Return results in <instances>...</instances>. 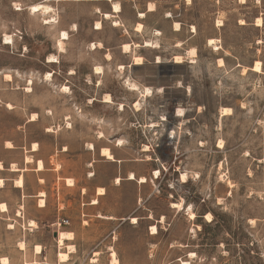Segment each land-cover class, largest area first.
<instances>
[{"label": "rangeland", "instance_id": "obj_1", "mask_svg": "<svg viewBox=\"0 0 264 264\" xmlns=\"http://www.w3.org/2000/svg\"><path fill=\"white\" fill-rule=\"evenodd\" d=\"M42 1L0 0V160L22 167V156L39 141L36 154L47 169H55L40 190L49 204L38 228H22L32 209L0 214V257L9 264H60L57 233L69 219L60 211L64 181L57 176L83 178L93 172L105 180L116 171L99 156L100 148H108L146 176L136 214L146 219L137 228L124 222L113 243L105 238L109 224L94 221L89 245L71 262L110 264L114 252L118 264H264V0H47L49 24L47 15L28 10ZM111 1L121 12L103 19L102 13H111ZM149 3L154 10L146 12ZM139 12L145 17L138 18ZM113 20L120 25L113 26ZM96 21L100 30L94 29ZM174 22L179 31L172 30ZM138 23L142 27L135 31ZM62 30L69 38L59 52ZM5 35L12 36L11 44H4ZM208 39H216L215 47ZM145 40L159 48L143 46ZM91 43L101 46L91 50ZM192 48L195 55L188 53ZM50 54L58 62L48 63ZM135 56L141 64H132ZM175 56L182 62L173 63ZM255 61L262 63L261 72L251 70ZM95 66L102 72L94 74ZM47 72L51 82L43 80ZM29 78L31 92L24 89ZM132 83L152 93L132 91ZM63 86L66 92L59 90ZM222 107L231 114L221 116ZM178 109L181 116L175 117ZM32 113L35 121L29 120ZM6 141L16 148L5 149ZM92 158L98 160L94 167L88 165ZM181 173L186 183L179 181ZM34 188L30 179L29 190ZM6 191L0 196L12 199ZM125 191L135 192L130 186ZM180 201L191 205L193 216L170 207ZM147 225H155L157 234H149ZM25 240L27 254L33 243L43 255L24 256L18 244ZM89 248L95 261L81 262Z\"/></svg>", "mask_w": 264, "mask_h": 264}, {"label": "crops", "instance_id": "obj_2", "mask_svg": "<svg viewBox=\"0 0 264 264\" xmlns=\"http://www.w3.org/2000/svg\"><path fill=\"white\" fill-rule=\"evenodd\" d=\"M33 143L37 144V149L33 151L31 147L29 150L31 154L22 156V167H16L15 170H11V165H18L17 161H11L6 164L4 161L0 160L2 165V168H0V179L3 180V185L0 187V190L6 189L8 195L12 197V199L9 200L8 198H2L0 196V205L5 204L7 208L6 211L0 210V214H5V212L8 213L9 211L13 212L21 210L24 211L22 212L23 215L25 211L27 213L28 210L32 209L34 214L25 218L24 226L22 223V228H25V230H29L30 232L31 226H29V221H34L38 225V220L40 219L39 215H41L48 207L49 203L48 201H45L44 195H40V190L43 188V184L45 183L50 171L55 170L47 169L44 164V158L39 157V155L36 154V152L39 151L38 148L40 142L34 141L31 143V146ZM4 148L11 150L15 149L16 146L12 145V147H6L4 145ZM19 148L21 147L19 146ZM87 150L89 151L90 149L87 148ZM110 152L114 158L113 160L107 159L101 155L99 151V156L105 158L102 159V162H108L110 164L116 165V171L110 176H107L105 180L97 178L96 174L93 172L85 173L83 178H78L76 176H73L72 178L57 176V179L64 181V183L60 182V204L62 205L60 211L63 217L69 219L68 225H65L62 228V231L72 234L71 238L63 239V243L60 246V250H63L61 253H65L67 251V246L69 245L74 247V252L68 253V260L66 262H60V264H75V262H71L73 261V258L78 255L79 251H82L83 253L85 252L83 250L86 248V245H89L87 240L91 239V230L94 226V221L101 219L105 220L109 224L110 229L108 230L105 238L112 239L113 243L118 227H120V225H122L124 222L129 221L133 227L137 228L140 221L144 220V218L146 219V217L136 215L140 209L139 201L141 202L142 199L141 189L145 184H147L146 176H144L143 173L139 172L134 167L129 168L126 156L119 154L116 155L112 149H110ZM27 156L32 159V161L29 163L25 162V157ZM38 160H40L43 164V168L41 170H37L36 167ZM92 161L94 164L89 162L88 165L94 167L98 160L92 158ZM29 164L31 165L30 167L27 166ZM90 173L92 174L90 175ZM129 173H133L135 178L129 179ZM19 177L22 178V186L20 187L15 185V180H17ZM140 177H144L146 181L142 183L139 182ZM30 179H32L33 185L36 187L31 190H29ZM67 179H73V183L66 184L65 181ZM116 179H118L117 182ZM8 181L10 184L7 183ZM129 186L135 190L133 195H129L125 191ZM98 189H102V192H98ZM152 192L153 190H150L147 196L149 197ZM40 198L44 200V206L42 207L38 205ZM132 217L136 218V223H132L130 221ZM37 225L36 228H38ZM150 226L151 225H147V232L149 234ZM23 243L25 246L27 245L26 240ZM34 248L35 244L32 243L30 255L27 254L25 249H18L19 251H24V256L27 254L31 258L38 257V255H43V250H41L40 253H35ZM87 251L89 252V255L87 258L82 257L81 262L91 260V255L94 253V251L92 248H89ZM58 254L59 252L57 253V256ZM32 263L33 262H26V264Z\"/></svg>", "mask_w": 264, "mask_h": 264}, {"label": "bare ground", "instance_id": "obj_3", "mask_svg": "<svg viewBox=\"0 0 264 264\" xmlns=\"http://www.w3.org/2000/svg\"><path fill=\"white\" fill-rule=\"evenodd\" d=\"M239 1L243 3L245 0H239ZM45 2H47V0H43L41 3H36V4H32V5L28 6L29 12L30 13H33V14L38 13L40 15H47L51 11V8L48 5H46ZM153 10H154V5L152 3H149L148 6H147L146 12H151ZM120 12H121L120 4L118 2H116V1H111V13H102V17H103V19H109V18H111L113 16V14L116 15V14H118ZM144 17H145V13L144 12H139L138 13V18H144ZM51 19H53V17L47 15V17L44 18V20H45L44 23L45 24H47V23L49 24V22L51 21ZM239 23L242 24L243 21L240 20ZM260 23H261V19L259 17L256 18L254 24L256 26H259ZM94 25H95V27H94L95 30H100L101 29V23H100V21H96ZM112 25L113 26H119L120 23L117 20H113L112 21ZM221 25H222V22L220 20H217L216 26H221ZM141 27H142V25L138 23L136 25L135 31H139V29H141ZM172 30L173 31H179L180 30V25H179L178 22H174L173 23ZM157 35H158V32H157ZM68 38H69V35H68V32L67 31H65V30L59 31L58 38L56 40V46H57V49H58L59 52L63 51V42L66 41V40H68ZM12 42H13V39H12V36L11 35H5L4 36V44L8 45V44H11ZM208 44H212L215 47V45H216V39H208ZM178 45H179V43L176 44V46H178ZM99 46H101L100 43H91L89 45V47H90L91 50H95ZM143 46H145V47L146 46L147 47H151L153 49L159 48L157 42H155V41L153 42V41H150V40H145L143 42ZM122 52L123 53L129 52V46L126 45V44L122 45ZM188 53H190L192 55H195V49L192 48L190 51H188ZM110 58H111L110 54L109 53H106L105 54V59L109 60ZM173 59H174L173 63H181L182 62V57L181 56H175ZM46 61L48 63H56V62H58V59H57V56L50 54V55H48L46 57ZM192 61L193 60H190V62H192ZM141 63H142L141 56H135L132 59V64H134V65H138V64H141ZM218 63L221 64L222 63V60L221 59H218ZM122 68H123V66L122 65H119V68L118 69H122ZM251 70L254 71V72H261V62L260 61H255L253 63V65H252V67H251ZM101 72H102V67H100V66H95L94 67V69H93V73L94 74H99ZM52 76L53 75H52L51 72H47L44 75L43 80L44 81L51 82L52 81ZM3 78L5 80H7V81L11 80V76L8 73H4L3 74ZM31 84H32V78H29L28 79V84L24 88L25 91L31 92ZM128 85L130 86L129 87L130 90L137 91L141 95H144V94H148L149 95L150 93H152V90H151L150 87H143L142 89H140L137 86V84H135V83L128 84ZM60 89H61L62 92H66L68 90V88L65 87V86H63L62 88L59 87V90ZM160 90H161V88H158L157 89L158 92ZM105 98L107 99L105 101H108L109 100V97L108 96H106ZM135 105L138 107L139 104L138 103H135ZM11 107L12 106L10 104H7V108L10 109ZM178 112H180L179 109L176 111V114L174 115L175 117L181 116V115H179L180 113H178ZM231 112H232L231 108L222 107L221 110H220V115L221 116L229 115V114H231ZM36 117H37V115L35 113H32L30 115V117H29V120L30 121H35ZM98 137H102V134L100 132H99V136ZM168 139H170V137H168ZM121 141L120 140H115V145L120 146L121 143H122ZM221 143H222V141H219V146L221 145ZM5 146L6 147H12V144H11V142H5ZM87 148L90 149V150H93L94 149V146L91 143H88L87 144ZM143 148H144L143 149L144 151L148 149L147 146H143ZM36 149H37V144L36 143H33L32 150L35 151ZM100 153H101V155H103L104 157H106L109 160H113L114 159L113 156H112V154H111V152L109 151L108 148H100ZM31 161H32V159L30 157H28V156L25 157V162L26 163H29ZM36 167H37V170H41L43 168V164H42V162L40 160L37 161ZM0 168H2L1 163H0ZM15 169H16L15 166L14 165H11V170H15ZM91 174L92 173H90V175ZM158 175H159V171L158 170H154L153 171V176L154 177H158ZM197 177H198V175H196V178ZM128 178L129 179H134L135 177H134L133 173H129L128 174ZM187 180H188V177H187L186 173H181L180 178H179V181L181 183H186ZM117 181H118V179H116V182ZM145 181H146V179L144 177H140L139 178V182L142 183V182H145ZM66 183L67 184H71L72 183V180L71 179H67L66 180ZM2 185H3V180L0 179V187ZM15 185L16 186H19V187L22 186V178L21 177H19L17 180H15ZM98 192H102V189H98ZM228 194H230V193H228ZM40 195L43 196L44 193L43 192H40ZM38 205L40 207L44 206V200L42 198L39 199ZM170 207L175 208L177 211L185 210L186 213H188L190 216H193V214L191 213V210H192L191 205L184 206L182 201H180V202H171L170 203ZM0 210L1 211H6L7 210L6 205L5 204H1L0 205ZM204 219L207 222H209L211 220V214L210 213L204 214ZM162 220H163V216H161V221ZM136 221H137L136 218H134V217L131 218V222L132 223H136ZM35 225H36V223L34 221H29V226L35 227ZM11 226L12 225H9V227H11ZM149 232H150V234H156L157 233L156 226L155 225H151L150 226V229H149ZM57 234H58V236H57V243H58V246L59 247L62 245L63 239H65V238H71L72 237V234L71 233H66V232H63V231H58ZM18 245H19V248L20 249H23L24 248V243L23 242H19ZM34 251H35V253H40V251H41L40 246L36 245L35 248H34ZM70 252H74V247L72 245L67 246V251L65 253L59 252V254L57 256L58 261L59 262H66L68 260V253H70ZM95 254H98V253H95ZM189 254H190V256L195 255L192 252L189 253ZM111 256H112V259L110 261V264H118L116 258L114 257V252L111 253ZM91 261H95V258H92ZM0 263L1 264H7L8 263V259L6 257H2L0 259ZM44 264H46V263H44ZM180 264H190V263L188 261H180Z\"/></svg>", "mask_w": 264, "mask_h": 264}, {"label": "built area", "instance_id": "obj_4", "mask_svg": "<svg viewBox=\"0 0 264 264\" xmlns=\"http://www.w3.org/2000/svg\"><path fill=\"white\" fill-rule=\"evenodd\" d=\"M68 221L67 220H62L60 225H67Z\"/></svg>", "mask_w": 264, "mask_h": 264}, {"label": "trees", "instance_id": "obj_5", "mask_svg": "<svg viewBox=\"0 0 264 264\" xmlns=\"http://www.w3.org/2000/svg\"><path fill=\"white\" fill-rule=\"evenodd\" d=\"M261 67L263 68V65H262V63H261ZM262 68H261V69H262Z\"/></svg>", "mask_w": 264, "mask_h": 264}]
</instances>
